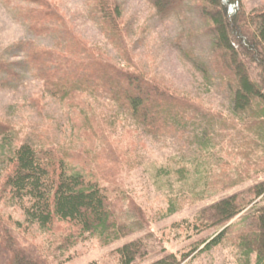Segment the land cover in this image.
I'll list each match as a JSON object with an SVG mask.
<instances>
[{"label":"rangeland","instance_id":"rangeland-1","mask_svg":"<svg viewBox=\"0 0 264 264\" xmlns=\"http://www.w3.org/2000/svg\"><path fill=\"white\" fill-rule=\"evenodd\" d=\"M116 3L120 39L107 35L92 0H0V121L10 127L0 136V170L15 142L53 146L65 153L66 171L90 177L88 168L104 185L124 233L106 243L65 221L38 226L5 194L0 224L14 248L31 250L42 264H123L117 248L130 240L140 244L130 264L166 253L183 257L180 264H260L236 236L249 220L246 213L264 205L261 196L214 232L199 222L205 204L264 179L259 111L233 109L231 88L213 59L203 2L183 0L166 12L149 0ZM241 3L248 13L264 0ZM39 12L50 21L33 23L31 15ZM71 36L193 103L153 132L100 89L80 88L74 101L50 95L28 52H62Z\"/></svg>","mask_w":264,"mask_h":264},{"label":"trees","instance_id":"trees-1","mask_svg":"<svg viewBox=\"0 0 264 264\" xmlns=\"http://www.w3.org/2000/svg\"><path fill=\"white\" fill-rule=\"evenodd\" d=\"M92 1L107 35L120 39L116 0ZM182 1L149 0L154 9L162 12L178 7ZM199 1L203 2L201 10L206 11L210 22L208 31L212 34L216 69L223 73L231 88L232 107L236 111H249L250 115L254 110L259 111L257 135L264 140V4L246 13L241 0ZM40 16L47 17V14H32V22L50 21ZM53 16L58 19V15L51 12V19ZM71 37L73 41L64 42L62 52H28V64L41 77L42 87L50 95L74 101L76 90L80 88H91L95 92L100 89L153 132L170 124L169 115L193 103L191 98L172 92L135 69L115 65ZM9 130L10 127L0 121V136L8 134ZM64 158L65 153L64 156L58 154L51 145L37 147L26 139L15 142L0 170V197L5 194L17 200L25 220L38 226H49L59 220L80 232L97 234L105 241L120 237L124 232L113 216L104 185L88 168L85 173L90 177L79 171H66ZM244 192L249 195L242 196ZM258 196L264 199L262 178L205 204L200 210L199 222L214 232ZM246 217L249 220L236 237L241 247L254 252L256 261L264 264V205L254 207ZM17 223L14 224L19 225ZM12 238L5 225L0 224V264L44 262L31 250L14 248ZM139 248V242L132 240L119 246L121 263L130 264ZM182 258L166 253L147 264H180Z\"/></svg>","mask_w":264,"mask_h":264}]
</instances>
